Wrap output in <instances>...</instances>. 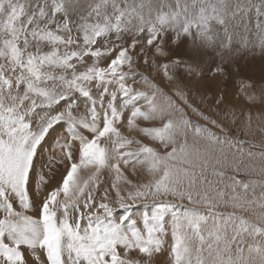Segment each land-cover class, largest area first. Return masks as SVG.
<instances>
[{
	"label": "snow or ice",
	"instance_id": "1",
	"mask_svg": "<svg viewBox=\"0 0 264 264\" xmlns=\"http://www.w3.org/2000/svg\"><path fill=\"white\" fill-rule=\"evenodd\" d=\"M252 9L254 20L250 16ZM253 23L259 47L264 49V0H87L86 7L81 0H0V264H27L22 248L29 251L32 264H141L129 259L133 251L148 258L144 264H149L163 248L162 220L167 212L174 219L171 264H257V260L264 264V192L259 199L253 193L249 200V184L233 178L229 186L233 195L228 202L223 200V191L216 194L219 200L210 197L208 191L201 195L196 190V169H200L202 184L211 156L206 152L202 157L197 151L192 158L187 151L189 132L207 138L212 145L235 148L241 154L245 142L232 141L194 125L183 109L146 77L144 82L160 92L166 103L158 104L155 93L134 91L126 84L129 77L121 71L125 65L131 69L133 54L142 56L147 65L149 48L154 49L151 66L168 81L178 80L176 73L180 71L193 73L198 60L209 52L226 63L225 53L233 51L234 40L240 38V47H248L247 33ZM241 27L245 33L242 38ZM168 33H172L173 45L182 39L191 42V61L169 58ZM128 38L130 43L125 46ZM113 53L107 66H101L102 58ZM215 71L224 74L223 63ZM114 84L117 90H111ZM251 88V82L241 81V91ZM175 95L192 107L178 85ZM248 98L253 100L255 96ZM141 100L147 105L145 111L137 106ZM81 101L84 114L74 112ZM61 102L63 111H46ZM129 108V130L138 128L135 121L139 118L159 119L161 127L138 130L165 147L173 145L171 152L161 156L152 147L141 145L133 154L125 148L133 141L123 137L117 125L123 122ZM192 110L226 131L194 107ZM174 112L180 113L179 119L172 118ZM61 122L67 124L69 139L63 143L57 140L55 146L68 161L66 175L60 186L46 195L34 216L29 214L33 211L29 183L35 171L34 159L49 130ZM81 129L91 133V138ZM179 137L184 138V143L177 149ZM76 141L79 144L74 157L72 142ZM109 143L113 145L111 150ZM260 155L264 157V153ZM248 156L253 153L248 152ZM121 164L125 168L131 165L133 170L138 165L146 167L152 180L133 184ZM90 166L95 169L93 176L81 181L79 171ZM104 168L115 173L111 187L121 208L127 201L173 196L187 198L189 203H203L209 212L205 215L189 209L181 213L174 211L176 205L161 200L154 205L151 216L143 217L142 228L127 215L116 222L106 203L90 209L95 204L93 186ZM39 181L46 183L43 175ZM121 181L127 189L119 187ZM185 182L187 189L181 190ZM238 186L244 195L237 193ZM194 194L200 200H194ZM81 198L87 212L81 210ZM107 199L106 191L103 200ZM221 203L243 211L252 209L257 222L235 213L215 212ZM101 210L105 215L97 214ZM209 218L214 224L205 234ZM246 236L253 241L248 243L247 257L240 246L247 242Z\"/></svg>",
	"mask_w": 264,
	"mask_h": 264
},
{
	"label": "rangeland",
	"instance_id": "2",
	"mask_svg": "<svg viewBox=\"0 0 264 264\" xmlns=\"http://www.w3.org/2000/svg\"><path fill=\"white\" fill-rule=\"evenodd\" d=\"M246 2V0H245ZM259 2V0H254ZM85 7L87 6V0H81ZM250 16L255 18V9H252ZM241 38L245 35L243 28L239 29ZM254 23L250 25V31L247 33L249 44L246 48H241L237 40H234L233 51L225 53L224 63L220 57L215 53L209 52L207 55L202 56L195 64L196 70L187 74L183 71L176 73L178 80L168 81L164 78L163 73L155 70L151 66L152 53L154 49H146L148 52L149 63L145 65L143 63V57L133 54V63L131 69L126 65L122 67L121 71L129 77L126 81L127 86L131 87L136 92H144L152 95L155 93L156 102L160 105H164L166 101L161 97L160 92L152 88L150 84L156 85V88L165 93L175 105L183 109L185 117L192 121V123L199 124L202 127L208 128L212 133H215L220 137H227L232 141H243V153H239L235 148H228L226 145H212L207 138L194 136L192 132L187 135V151L192 154V158H195L197 151L201 153V156L206 152L210 153L211 158L207 164V176L203 178V183H200L199 171L197 168V191L201 195L205 191H208L210 197H215L217 200L220 198L216 195L218 191H223L225 196L223 200L228 202L232 193L230 185L233 184V178L249 184L247 191V199L253 198V193L256 198L259 199L261 193L264 192V157L260 154L264 153V49L259 47L255 35ZM172 33H168L166 48L170 51V59L180 58L183 60L191 61L190 45L191 42L187 39H182L178 45L171 43ZM114 41V37H113ZM115 42V41H114ZM130 43V38L126 39L125 46ZM99 46V42L98 45ZM140 45H137L139 49ZM115 53L112 56L102 58L101 66H107L111 58H114ZM87 59V58H86ZM162 60L164 58H161ZM223 63L225 68L224 74L217 73L215 71L218 65ZM171 72V70H170ZM147 78L150 82L145 83L143 78ZM241 81L251 82L253 88L241 91ZM179 86L180 90L186 94V98L189 104L192 105L199 113L210 117L215 120L218 125L222 126L226 131H221L220 127L213 126L198 115L197 112L192 110L188 104H185L178 96L175 95V90ZM111 90H117V85H111ZM95 91V90H94ZM249 95H254L255 99L249 100ZM119 96V93H118ZM223 97V99H221ZM107 99V98H106ZM220 100L217 104L216 101ZM120 100H117V104H120ZM142 111L147 110L146 103L141 100L138 102ZM59 108L63 111V102L61 105H54L52 109H47L48 112H54ZM40 111V110H38ZM74 112L78 114L85 113L84 103L81 101L78 109ZM251 115V121L248 120V115ZM130 115V108L124 112L123 122L118 124L121 135L133 143L125 145V148L130 150L133 154L137 152L141 145H147L155 149V151L161 156L171 152L173 145L169 144L165 147L158 140H153L148 136H145L138 129L140 128H158L162 126V122L159 119L145 121L139 118L135 121L138 128L129 130L127 127V119ZM173 119H179L180 113L174 112ZM81 133L91 138V133L81 129ZM67 124L61 122L55 125L49 130L45 140L42 141L41 147L38 149L37 156L34 159L35 171L30 176L29 194L33 201V211L29 214L36 215L37 210L42 203L46 195L54 188L59 187L63 177L66 175L68 161L62 156L61 150L56 147V141L60 140L63 143L68 140ZM136 141L140 143L137 144ZM103 144L104 141H101ZM184 143V138L179 137L178 142L175 145L179 149L180 145ZM73 154L77 157V148L79 142H72ZM107 147L111 150L113 145L109 143ZM224 151L221 152L220 149ZM123 151V150H121ZM248 152H252L253 156L249 157ZM50 157H53L50 162ZM121 169L127 179L131 180L133 184L140 185L149 183L152 180V175L147 171L144 166H137L133 170L129 165L127 168L121 164ZM135 171V175H133ZM95 169L91 166L88 169H81L78 173L81 181L89 180L93 176ZM214 172L223 173V176L214 175ZM43 175L46 183L40 184L39 178ZM115 179V173L104 168L98 177L96 185H94V191L92 195L95 198V204L90 205V209H95L101 202L106 203L112 210V219L119 222V219L127 215L130 220H135L137 227L142 228V221L145 215L151 216L155 211L154 205H158L161 200L176 205L174 211L183 213L185 210L196 209L200 213L207 215L209 209L203 203H189L187 198L180 199L179 197L166 196L153 200L151 198L144 200L140 199L135 202L127 201L125 208H121L116 200L115 192L112 190V181ZM39 184V190L37 188ZM119 187L127 189V186L121 181ZM187 189V182L184 184V188ZM107 191L108 199L103 200L105 192ZM237 193L244 195L243 190L238 186ZM194 200H200V196L193 195ZM19 210V205H15ZM255 207V206H253ZM81 210L83 209V198H81ZM215 212L222 215L228 213H235L238 216H243L245 219L255 223L257 222L256 215L252 209L243 211L240 209H234L228 203H221L219 207L214 209ZM257 213L260 209L255 210ZM71 212V210H70ZM99 215H105L101 210ZM2 216V214H0ZM126 221L125 223H128ZM223 224V220L220 221ZM214 221L209 218L208 225L205 228V234L208 229H211ZM162 226L165 231L163 236L164 245L159 253L154 254L149 264H171L170 260V246L172 243V231L174 227V219L171 212H167L162 220ZM228 235L231 236V228L228 229ZM247 241L245 244L240 245L244 248V256L248 254V243H252L250 237H245ZM195 243V242H194ZM25 254L27 264H32V258L29 251L26 248H22ZM235 250V246H233ZM255 256V253H253ZM129 259L136 261L139 260L141 264H144L148 258L140 256L137 252H130ZM257 264L259 261L257 260Z\"/></svg>",
	"mask_w": 264,
	"mask_h": 264
}]
</instances>
